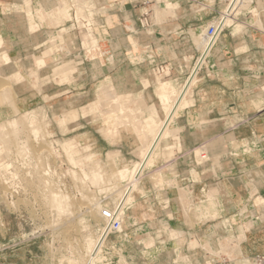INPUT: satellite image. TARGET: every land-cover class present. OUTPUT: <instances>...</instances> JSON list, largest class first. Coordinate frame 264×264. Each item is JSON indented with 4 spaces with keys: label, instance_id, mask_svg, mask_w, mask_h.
I'll return each instance as SVG.
<instances>
[{
    "label": "crops",
    "instance_id": "1",
    "mask_svg": "<svg viewBox=\"0 0 264 264\" xmlns=\"http://www.w3.org/2000/svg\"><path fill=\"white\" fill-rule=\"evenodd\" d=\"M47 1L0 0V54L9 58L0 74L19 70L22 77L29 64H44L36 55ZM71 2L73 15H87V5L103 9L95 16L99 39L90 33L85 41H99L100 56L66 79L53 78L43 97L51 99L50 113L87 103L83 134L91 161L131 165L158 135L171 94L182 91L202 54L200 40L227 0L159 1L170 8L138 0ZM250 7L255 12L222 26L150 166L130 189L122 231L106 236L109 264H253L264 255V0ZM146 9L149 23L143 26ZM239 21L236 29L232 24ZM75 39L65 38L67 52ZM15 86L17 102L25 105V84ZM245 146L251 150L243 152ZM97 193L102 205L114 207Z\"/></svg>",
    "mask_w": 264,
    "mask_h": 264
},
{
    "label": "rangeland",
    "instance_id": "2",
    "mask_svg": "<svg viewBox=\"0 0 264 264\" xmlns=\"http://www.w3.org/2000/svg\"><path fill=\"white\" fill-rule=\"evenodd\" d=\"M69 2L71 0L47 1L48 8L43 13V23L40 27L43 41L38 46L36 55L38 61L44 59V64H29L22 77L19 70L12 75L0 74V264H84L87 258L85 246L89 238H97L105 225L94 205L99 201L98 186L92 185L84 177V172H90L102 164L99 161H91L93 154H89L86 136L83 134L87 130V103L81 106L76 102L72 107L63 110L60 103L58 107L61 110L50 113L53 105L51 102L47 103V100L51 99L43 97L45 86L51 83L53 78L62 76L66 79V74L78 72L80 67L85 64L89 66L98 61L100 56L102 45L99 41L95 46L85 41L90 33L96 38L95 16L103 9L87 5V15H73V6H69ZM70 4L73 5L72 2ZM250 6H235L232 13H236L231 14L232 17L237 19L248 11L255 12ZM31 18L29 16L28 20L32 27ZM231 23L232 21L228 20L226 25ZM232 25L236 29L241 27L240 21ZM71 34L74 39L76 37L75 45L72 51L67 52L65 38L71 37ZM77 46L80 48L78 52ZM3 60L8 62L9 58L0 54V65L4 63ZM21 82L25 84L22 92L25 90L30 96L25 105L17 102L19 87L15 84ZM79 91L76 89L73 93L80 94ZM64 96L65 94L60 97V102ZM55 106L57 107V104ZM97 107L94 105L92 109ZM120 111L124 112V108H120ZM14 120L18 121V124L9 126ZM30 121L37 123L36 126L39 127L40 131L38 130L36 136L31 132ZM146 133L149 134L148 129ZM3 134L5 137H2ZM24 140L26 148L19 145L20 141ZM65 146H72L74 152L67 153L64 151ZM243 149V152L251 150L249 146ZM110 156L103 163L109 162ZM20 157L25 160H20ZM39 160L40 162H37ZM65 160L68 165L64 163ZM46 163L51 166L50 176L44 175ZM102 185L105 189V192H102L104 199L115 200L118 194L110 195L112 189L108 190L106 182ZM56 193L59 203L55 198ZM115 203L116 200L113 205ZM204 208L208 210L207 205ZM124 213L118 217L121 222ZM99 224L97 234L96 227ZM101 254L104 255V252ZM106 262L109 264L108 256ZM106 262L98 264H107Z\"/></svg>",
    "mask_w": 264,
    "mask_h": 264
},
{
    "label": "bare ground",
    "instance_id": "3",
    "mask_svg": "<svg viewBox=\"0 0 264 264\" xmlns=\"http://www.w3.org/2000/svg\"><path fill=\"white\" fill-rule=\"evenodd\" d=\"M230 0H228L227 2H226V4L223 6V10H222V12L220 13V16H219V18L220 17H222L223 18V23H222V26H225L226 25V22L229 20V21H233L232 20V16H231V14H232V11H233V9H234V7L235 6H237L240 2L241 3H243L241 0H234V3H233V5H232V8L228 11V2H229ZM157 3V5L158 6H160V5H166V7L167 8H170V6H171V4L170 3H163V4H161V3H159L158 1L156 2ZM243 4H247V3H243ZM155 5V4H154ZM155 6L156 7V9H159V7L158 6ZM218 36V35H217ZM216 36V37H217ZM215 40V39H214ZM214 42V41H213ZM213 44V43H212ZM211 44V45H212ZM208 42H207V40H204L203 38L200 40V44L198 45V48H199V50L201 51V56H203L202 58H201V56H200V58H199V60L201 59V62H200V65H201V63H202V61H203V59L205 58V55L208 53V51H209V49H210V47H209V49H208ZM198 60V59H197ZM196 60V61H197ZM199 60L197 61V62H199ZM197 64V63H196ZM196 64H194V66H196ZM199 65V66H200ZM199 68V67H198ZM198 68L197 69H195V67L192 69V72H190L191 74V78H190V81H189V84H188V86H187V88H186V90H185V92L183 93V96L182 97H184L185 95H186V93H187V90H188V88L191 86L190 84L192 83V81L194 80V76H195V73H196V71L198 70ZM188 79H189V77H188ZM187 79V80H188ZM182 90V89H181ZM180 93L181 92H179V94L178 93H174V94H171V97H170V99L172 100V103H171V105H170V107L167 109V116H166V118H165V120L162 122V124H161V129L159 130V133H158V135L156 136V138H155V140L151 143V145H149V146H147L146 148H144V149H142V151L140 152V160L139 161H137V162H134V163H132L131 165H123V166H118V161L116 160V165L115 166H113V167H110V169H106L107 168V166H102V167H98V168H96V169H94V170H92V171H90V172H84V177H85V179L87 178L89 181H90V183H92V185L94 184L95 186H98V189H99V193H102L105 189L103 188V183L104 182H106V184L109 186L108 187V190L110 189L111 190V194L110 195H112V194H118V196H117V198L115 199L116 200V203L114 204V207H118V211H116V216H117V218L118 217H120V216H122V214L124 213V211H125V209H126V207H127V205H130L131 203H132V201H133V197H132V195H130L129 194V192L127 193V195H126V197H125V200L123 201V203L120 205V202H121V200H122V198H123V196L125 195V193L127 192V190H130L131 188H135V186H136V183H137V181H138V177L141 175V173H142V171L144 170V168H146V167H148V166H150V161L153 159V157H154V153H155V150H156V148L158 147V143H159V139H160V137H161V135L162 134H164V130L165 129H167V131H168V125L170 124V122H171V120H172V118H173V116H174V114H175V112L177 111L176 109L178 108V106H180V104H182L181 102H180V100H182V97H181V99L180 100H178V98H179V96H180ZM189 94V93H188ZM178 100V101H177ZM122 110V109H121ZM176 110V111H175ZM121 113H122V111H121ZM127 115V114H126ZM126 117V116H125ZM127 118H129L130 119V117H129V115H128V117ZM126 118V119H127ZM28 119V118H27ZM30 119V118H29ZM31 119H33V118H31ZM17 120V119H16ZM125 120V119H124ZM125 121H128V119L127 120H125ZM18 121H13L12 123H10L9 124V126H11V124H13V126H16L18 123H17ZM34 122H35V120H34ZM33 121H30V123H31V132H32V134L33 135H37L38 134V132L40 131L39 130V127H37L36 125H37V123L35 124ZM29 123V124H30ZM12 126V127H13ZM140 126H142V125H140ZM0 128H1V125H0ZM3 128V127H2ZM1 130V129H0ZM39 130V131H38ZM166 131V132H167ZM3 132V131H2ZM12 132V131H11ZM10 133V132H9ZM13 133H14V131H13ZM2 134V133H1ZM19 134V133H18ZM2 137H5L4 136V134H3V136ZM20 143L21 144H19V145H21V146H23V148H26L25 146H26V140H24V141H20ZM28 143H29V141H28ZM5 145V144H4ZM15 145V144H14ZM16 146V145H15ZM30 147V146H29ZM66 147V146H65ZM64 147V148H65ZM19 148V147H18ZM247 148V147H246ZM15 149V148H14ZM244 150V149H243ZM14 151V150H13ZM64 151H67V153H71V152H74V151H72V150H70L68 147H66V149H64ZM17 152V151H16ZM16 152H15V154H16ZM25 152H26V150H25ZM28 152V151H27ZM7 154V153H6ZM19 154H20V152H19ZM26 154V153H25ZM25 154H23L22 153V155H25ZM18 155V154H17ZM72 155V154H71ZM20 156V155H19ZM25 156H29V155H25ZM23 157V156H22ZM43 158V157H42ZM70 158V157H69ZM21 159H24L25 160V158H21L20 157V160ZM73 159V158H72ZM29 160V159H28ZM42 160V159H41ZM71 160V159H70ZM30 161V160H29ZM27 162V161H26ZM25 162V163H26ZM32 162V161H31ZM37 162H40V160L39 161H37ZM43 162V161H42ZM41 162V163H42ZM22 164V163H21ZM34 164V163H33ZM43 164V163H42ZM45 164V163H44ZM37 165V164H36ZM39 165H41V164H39ZM72 165V164H71ZM22 166V165H21ZM38 166V165H37ZM25 168H26V166H25ZM37 168H40V167H37ZM45 169V168H44ZM41 170V169H40ZM42 170H43V168H42ZM26 171V170H25ZM39 171V170H38ZM37 171V172H38ZM84 171V170H83ZM45 172V171H44ZM14 173V172H13ZM16 173V172H15ZM14 173V174H15ZM71 173V172H70ZM27 174V173H26ZM37 174V173H36ZM25 175V174H24ZM17 176V175H16ZM46 177V176H45ZM73 177V176H72ZM83 177V178H84ZM17 178V177H16ZM44 178V177H43ZM76 178V177H75ZM74 178V179H75ZM46 179V178H45ZM52 180V179H51ZM50 180V181H51ZM45 181V180H44ZM48 182V181H47ZM7 183V182H6ZM38 183H40L39 181H38ZM43 183V182H42ZM46 183V182H45ZM36 184V183H35ZM51 184V183H50ZM49 184V185H50ZM10 185V184H9ZM46 185V184H45ZM8 186V185H7ZM47 187V186H46ZM108 190H106V191H108ZM54 192V191H53ZM105 192V191H104ZM47 193V192H46ZM48 195V194H47ZM44 197V196H43ZM52 197V196H51ZM57 197V193H56V195H55V198ZM93 197V196H92ZM111 197V196H110ZM49 199V198H48ZM57 199V201H58V198H56ZM95 198L93 197V199L92 200H94ZM115 200H113V201H115ZM51 201V200H50ZM49 202V201H48ZM131 202V203H130ZM44 203H45V201H44ZM47 203V202H46ZM58 203H59V201H58ZM130 203V204H129ZM101 204V202L100 201H98V202H95L94 203V205L98 208V210H99V214H100V211H101V209L103 208V206L102 205H100ZM59 205V204H58ZM49 206V205H48ZM50 207H51V205H50ZM58 207V206H57ZM78 217H79V215H78ZM104 222H105V225L103 226V228H102V230H101V232H100V234L98 235V237L97 238H89V240H88V242H87V244H86V256H87V258H85V261H84V264H98V263H101V262H106L107 261V256H104V255H102L101 253H103L104 252V250H105V247H104V245H105V240H106V236H107V234H109V232H111L112 231V229L110 228V226L108 227L107 226V220L105 219V220H103ZM106 226L108 227L107 228V231H106V234H104V236H103V238H101L102 237V235H103V233H104V231H105V229H106ZM87 259V260H86ZM107 263V262H106ZM108 264V263H107Z\"/></svg>",
    "mask_w": 264,
    "mask_h": 264
},
{
    "label": "built area",
    "instance_id": "4",
    "mask_svg": "<svg viewBox=\"0 0 264 264\" xmlns=\"http://www.w3.org/2000/svg\"><path fill=\"white\" fill-rule=\"evenodd\" d=\"M138 1L142 6H149L153 3H156L157 0H138ZM230 1L228 2V4L230 3ZM241 1L243 3H247L248 5H253L256 0H241ZM149 12H150L149 9H146L143 12L142 19H141V25H143V26L148 25V23H149ZM221 19H222V17L216 18L210 24L208 31L205 34V39L207 40L208 43L214 37L215 34H216L215 35V38H216V36L220 32V30L222 29V26L220 27ZM158 71H160V70L158 69ZM55 146L57 147L56 144H55ZM66 161L67 160H65L64 163H66L68 165L69 163H67ZM46 164L47 165H45L44 175L50 176V173L52 172L51 166L48 165L49 163H46ZM116 210H117V207H113V206L112 207H106V206H104L100 211V217L102 218V220H105V219L107 220V226L109 224L110 228L112 229L113 232H118L121 230V220H119L117 218ZM219 264H227V261L222 259ZM253 264H264V255H256L254 257Z\"/></svg>",
    "mask_w": 264,
    "mask_h": 264
},
{
    "label": "water",
    "instance_id": "5",
    "mask_svg": "<svg viewBox=\"0 0 264 264\" xmlns=\"http://www.w3.org/2000/svg\"><path fill=\"white\" fill-rule=\"evenodd\" d=\"M233 3H234V0H231L230 1V3H229V5H228V11L232 8V5H233ZM222 23H223V18L221 19V22H220V27L222 26ZM219 27V28H220ZM216 35V34H215ZM215 35H214V37L210 40V42L208 43V49H209V47L211 46V44L213 43V41H214V39H215ZM203 56H201V58H202ZM200 62H201V59L199 60V62H197V64H196V66H195V69H197L198 67H199V65H200ZM192 75V74H191ZM191 75L189 76V79L187 80V82H186V84L184 85V87H183V89H182V91H181V93H180V96H179V98H178V100H180L181 99V97L183 96V93L185 92V90H186V88H187V86H188V84H189V81H190V78H191ZM177 100V101H178ZM130 190H127V192L125 193V195L123 196V198H122V200H121V202H120V205L123 203V201L125 200V197H126V195H127V193L129 192ZM119 207V206H118ZM118 207H117V210L116 211H118ZM110 225L108 224V227H109ZM108 227H106V229H105V231H104V233H103V235H102V237L101 238H103V236H104V234H106V231H107V228Z\"/></svg>",
    "mask_w": 264,
    "mask_h": 264
}]
</instances>
